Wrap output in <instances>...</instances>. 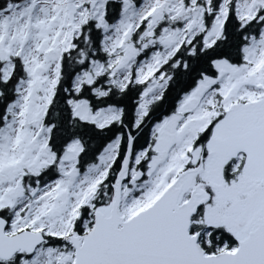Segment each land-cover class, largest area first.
I'll use <instances>...</instances> for the list:
<instances>
[{
  "label": "snow or ice",
  "instance_id": "snow-or-ice-1",
  "mask_svg": "<svg viewBox=\"0 0 264 264\" xmlns=\"http://www.w3.org/2000/svg\"><path fill=\"white\" fill-rule=\"evenodd\" d=\"M0 264H264V0H0Z\"/></svg>",
  "mask_w": 264,
  "mask_h": 264
}]
</instances>
